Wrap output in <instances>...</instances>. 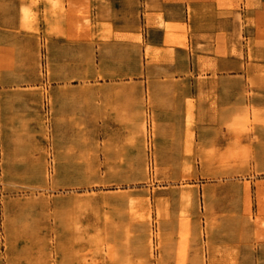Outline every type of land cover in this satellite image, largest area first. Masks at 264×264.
I'll return each mask as SVG.
<instances>
[{"label":"rangeland","instance_id":"obj_1","mask_svg":"<svg viewBox=\"0 0 264 264\" xmlns=\"http://www.w3.org/2000/svg\"><path fill=\"white\" fill-rule=\"evenodd\" d=\"M218 8L248 51L219 89L211 6L145 13L152 46L109 0H0V264H264V5Z\"/></svg>","mask_w":264,"mask_h":264},{"label":"crops","instance_id":"obj_2","mask_svg":"<svg viewBox=\"0 0 264 264\" xmlns=\"http://www.w3.org/2000/svg\"><path fill=\"white\" fill-rule=\"evenodd\" d=\"M113 4L121 6L120 12L123 14L121 19L122 25L126 23L139 24L140 33L145 41L152 46H162L165 38V30L155 24L146 25L145 13L150 14L151 21H154L157 15H160L164 23H188V5L200 6L208 5L213 8L211 17L200 19L201 29L199 31L187 33V39L195 44L199 42L202 45V56L212 61V67L215 70V76L210 72L206 74L208 83L222 84L226 79L225 71H231L233 81L238 84H244L245 76H241L242 58H246L247 50L240 49L239 55H233L231 50V41L229 33L238 29V21L232 20L231 17H224L222 10L218 8L219 0H109ZM235 1V0H234ZM264 5V0H261ZM241 8V5H239ZM153 23V22H152ZM244 35H254L255 29L251 26L243 27ZM235 41V39H233ZM232 41V42H234ZM175 52L178 49L174 48ZM239 51V48H238ZM174 66L167 65V68ZM257 84H264V79L256 80ZM217 89V90H218ZM257 98H264V88L255 89Z\"/></svg>","mask_w":264,"mask_h":264},{"label":"bare ground","instance_id":"obj_3","mask_svg":"<svg viewBox=\"0 0 264 264\" xmlns=\"http://www.w3.org/2000/svg\"><path fill=\"white\" fill-rule=\"evenodd\" d=\"M263 219H264V217H263ZM260 221V220H259ZM263 226V225H262Z\"/></svg>","mask_w":264,"mask_h":264}]
</instances>
